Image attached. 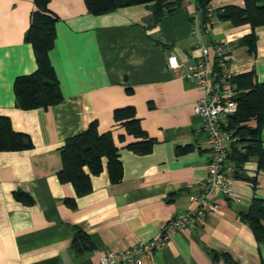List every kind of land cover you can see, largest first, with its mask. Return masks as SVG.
I'll list each match as a JSON object with an SVG mask.
<instances>
[{"label":"crops","instance_id":"0c3cea01","mask_svg":"<svg viewBox=\"0 0 264 264\" xmlns=\"http://www.w3.org/2000/svg\"><path fill=\"white\" fill-rule=\"evenodd\" d=\"M227 5L242 6L243 0H215L212 18L202 15L196 0H181L178 11L151 25L149 4L93 15L84 0H49L57 20L48 56L62 100L25 110L15 106L13 83L36 68L24 38L34 0H0V116L33 143L28 150L0 152V264H99L106 250L148 241L177 212L196 206L189 195L206 177L211 157L203 122L193 112L202 91L188 74L201 58L199 45L208 50L210 82L219 45L234 74L253 69L264 82V26L253 29L250 51L242 41L252 31L248 24L217 19L216 10ZM169 54L177 57L176 70L167 68ZM123 107L134 109L151 141L144 153L127 147L140 138L114 120ZM92 122L99 133H111L121 177L113 182L102 158L101 171L90 174L91 191L78 197L58 179L60 149ZM232 171L237 198L216 194L218 210L171 234L141 264H264V245L238 217L253 197L264 199V170L250 159L240 170L248 180ZM18 191L31 202L17 199ZM74 227L89 235L91 249H71Z\"/></svg>","mask_w":264,"mask_h":264},{"label":"trees","instance_id":"16d2710c","mask_svg":"<svg viewBox=\"0 0 264 264\" xmlns=\"http://www.w3.org/2000/svg\"><path fill=\"white\" fill-rule=\"evenodd\" d=\"M202 15L206 16L208 0H196ZM49 0H34L35 10L31 14L30 23L25 33V41L32 45L36 68L27 75L15 78L13 93L15 106L20 109L48 107L59 103L62 95L58 80L50 63L48 52L55 39L56 17L48 10ZM86 9L93 15L104 14L120 7L149 4L151 7V25L169 16L181 7V0H84ZM220 21L229 22L233 26L248 24L252 31L243 38L250 51L255 49L253 29L264 26V0H243L242 6L227 5L216 10ZM234 89L236 110L229 115L226 124L232 131L236 141L232 143L225 163L232 167V174L242 179L240 170L245 162L255 159L260 169L264 170V82L256 80L253 69L233 74L230 79ZM114 120L124 127L128 134L140 138L130 143L128 148L135 152H146L151 144L146 133L141 129L134 109L123 107L116 109ZM31 138L12 128L10 119L0 116V152L20 151L32 148ZM61 167L57 172L60 182L70 183L76 196H84L91 191L90 174H98L102 169V158H105L110 179L115 182L121 177V164L118 159V148L113 142L110 132L99 133L92 122L86 130L65 140L60 149ZM88 169V170H87ZM15 197L30 203V197L18 191ZM65 203L75 206L74 199H66ZM238 217L250 228L256 242L264 245V199L253 197L248 208L238 213ZM92 248L89 235L79 227H74L71 249L76 253Z\"/></svg>","mask_w":264,"mask_h":264},{"label":"built area","instance_id":"2783aa9c","mask_svg":"<svg viewBox=\"0 0 264 264\" xmlns=\"http://www.w3.org/2000/svg\"><path fill=\"white\" fill-rule=\"evenodd\" d=\"M214 1L208 0L206 6V13L210 18L214 17ZM198 48L201 51V58L190 68L188 74L202 91L193 112L203 122V128L209 139L211 157L207 165L206 177L197 183L195 191L189 195V200L196 206L186 212H177L160 228L157 235L148 241H140L120 250H106L99 258V264H141L149 261L154 251L164 247L171 234L218 210L220 205L215 200L216 194L228 200L237 198L229 176L232 168L225 163L230 147L236 141L232 131L226 128V120L235 112L237 106L233 98L234 87L230 82L232 69L227 59V50L223 45H219L215 50L217 71L213 73V81L210 82L206 62L207 47L199 45ZM166 65L172 71L180 66L174 54L167 56Z\"/></svg>","mask_w":264,"mask_h":264},{"label":"rangeland","instance_id":"374dc122","mask_svg":"<svg viewBox=\"0 0 264 264\" xmlns=\"http://www.w3.org/2000/svg\"><path fill=\"white\" fill-rule=\"evenodd\" d=\"M232 73H233V71H232ZM234 74V73H233Z\"/></svg>","mask_w":264,"mask_h":264}]
</instances>
